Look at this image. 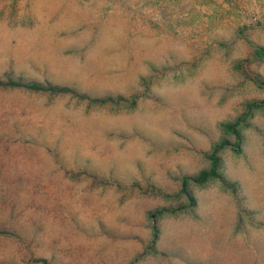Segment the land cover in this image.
<instances>
[{"label":"rangeland","instance_id":"obj_1","mask_svg":"<svg viewBox=\"0 0 264 264\" xmlns=\"http://www.w3.org/2000/svg\"><path fill=\"white\" fill-rule=\"evenodd\" d=\"M253 77L264 0H0V264H264Z\"/></svg>","mask_w":264,"mask_h":264},{"label":"trees","instance_id":"obj_2","mask_svg":"<svg viewBox=\"0 0 264 264\" xmlns=\"http://www.w3.org/2000/svg\"><path fill=\"white\" fill-rule=\"evenodd\" d=\"M256 83H258L259 85L264 87V80H262L259 77H253L252 78ZM10 86H17V87H22V88H28V89H33V90H47V87H44L42 85L36 84V83H26L23 81H19V82H11ZM62 92H67L68 89H62ZM258 106L256 103H253L251 105H249V108ZM240 123H237L236 125L233 123H226L223 125V127L225 128L226 131H230L233 133H238L237 130V126ZM230 143L227 141H222L220 143H218L215 147H214V151L213 153L210 155V160H211V167L208 170H203L201 171L199 174L191 177L192 180L196 183V184H204L206 182H208L211 179H215V178H220V174L218 172V170L220 169V157L218 155L219 151H221L223 148L225 147H229ZM186 182L187 180H184L183 183V188H186Z\"/></svg>","mask_w":264,"mask_h":264}]
</instances>
